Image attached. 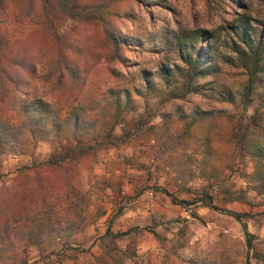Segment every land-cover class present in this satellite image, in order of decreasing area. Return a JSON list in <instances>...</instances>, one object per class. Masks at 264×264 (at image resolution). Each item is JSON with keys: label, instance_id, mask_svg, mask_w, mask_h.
<instances>
[{"label": "rangeland", "instance_id": "obj_1", "mask_svg": "<svg viewBox=\"0 0 264 264\" xmlns=\"http://www.w3.org/2000/svg\"><path fill=\"white\" fill-rule=\"evenodd\" d=\"M28 1L27 14L21 0L0 2L4 53L19 51L35 66L19 88L50 101L66 97L70 104L122 84L139 86L140 95L132 94L134 105L127 120L114 127L115 133L130 129L129 135L115 146L80 158L74 166L72 191L59 169L44 163L55 147L53 142L38 139L29 151L0 152V192L9 188L19 194L32 181L34 203L49 199L56 209L52 217L79 221L66 242L56 236L41 247L31 243L7 247L0 264H22V257L25 264H96L95 256L111 243L120 264H264V188L255 186L250 177L253 155L229 136L233 123L219 121L221 128L209 141L211 156L204 175L193 161V174L183 181L176 177L174 163L184 160L190 148L171 150L176 137L166 136L162 123L163 113L172 116L176 107L188 111L199 106L223 109L244 122L254 107L264 104V71L257 72L249 99L243 98L246 66L233 51L237 40L233 29L242 23L249 37L264 40V0H113L118 7L111 16L116 32L142 39L130 38L123 44L120 60L109 56V40L100 26L65 17L54 26L53 34L40 20L39 0ZM196 28L209 31L204 40L212 43V59L217 64L212 75L200 79L202 92L166 99L144 91L141 71L152 72L160 63L179 64L174 32L184 34ZM61 56L85 75L82 87L70 83L65 87L56 82L54 73L49 75L51 61ZM14 69L13 75H23ZM153 80L160 85L156 77ZM14 87L0 67V93ZM3 107L0 101V112ZM198 147L200 151L202 146ZM32 163L39 166L30 180L29 173L19 169ZM200 187L211 192L215 207L195 200ZM15 194L1 197L0 193V202ZM226 208L247 213L250 245H246L240 220ZM106 226L123 233L111 242L102 236Z\"/></svg>", "mask_w": 264, "mask_h": 264}, {"label": "trees", "instance_id": "obj_2", "mask_svg": "<svg viewBox=\"0 0 264 264\" xmlns=\"http://www.w3.org/2000/svg\"><path fill=\"white\" fill-rule=\"evenodd\" d=\"M21 1V6L27 14L30 1ZM218 1L223 0L216 2ZM39 2L40 20L49 27L50 32L55 34L54 26L65 17L100 26L109 40V56L116 60L122 58L119 49L123 44L128 43L132 36L117 33L112 24L111 16L117 14L118 10L115 1L39 0ZM233 31L237 36L233 51L245 62L246 66V86L242 96L249 99V92L255 83L257 72L264 71V40L261 37H249L247 27L243 23ZM207 34L209 31L205 28H196L184 34L174 32L173 43L180 63L171 66L160 63L152 72L142 70L140 77L144 84L141 88L147 93L157 92L166 99H184L189 94L202 92L204 86L200 79L212 75L217 70V64L213 61L210 50L212 43L207 39L204 40ZM132 40L142 42L140 37L132 38ZM5 48L6 39L0 32V67L15 86L12 90L0 93V101L4 103L3 108H5L0 112V152L3 150L15 153L29 151L38 139L53 142L55 147L44 163L49 168L59 169L66 178L65 183L69 184L70 191H72L74 185L71 179L74 177V166L80 158L100 148L115 146L129 135L130 129L124 128L121 133H115L114 127L127 120L126 114L134 105L132 94L140 95V87L135 85L128 87L123 84L111 86L104 92H97L92 97H87L86 100L82 97L75 104L68 103L66 97L50 101L32 93L29 89L18 87L33 74L35 66L31 59H23L19 51L6 55ZM7 60H9L8 63ZM14 66L20 74H23L22 76L12 74L15 72ZM50 66L49 75L54 73L56 82L65 87L69 86V83L82 87L85 82L86 77L81 74L80 68L63 56L58 57L56 61H51ZM19 77L21 79H18ZM154 77L158 79L160 85L154 82ZM219 121L233 123L234 127H231L229 136L234 139L238 147H243L253 155L254 166L250 177L254 180L255 186L264 188V104L254 107L248 120L244 122L233 119L223 109L200 106L188 111L176 107L172 116L169 112L163 113L162 123L165 135L171 140L176 137L170 149L178 146L186 152L185 149L190 148V152L184 154V160L174 163L176 177L181 181L189 178L193 174L190 165L193 161L198 163L199 174L204 175L206 161L211 156L209 141L212 140V135H217L221 128ZM158 134L159 132L155 133L156 138ZM197 146H202L200 151L197 150ZM196 154L201 157L198 158ZM38 166L37 163L26 164L22 165L19 170L29 173V178L32 180ZM32 184L30 181L19 194L16 189L9 188L0 192L4 195L1 197L16 193L12 199L5 198L0 202V240L4 246L0 247V258L7 247L13 248L30 243L41 247L54 240L56 236L66 242L71 229L78 225L79 221L75 219L63 221L54 215L52 217L51 214L56 209L49 199L45 201L43 198L34 203L36 195L33 193ZM22 192L24 193L21 194ZM72 195L74 197L73 193ZM24 198L25 200L19 205L20 200ZM74 199L72 200L73 205ZM177 200L192 202L187 199ZM195 200H199L207 207L216 206L212 201L211 192L205 187H200ZM224 210L240 220L246 245H250L251 233L246 227L244 217L247 213L229 208ZM122 233L121 231L111 232L109 226H106L102 236L113 242L112 239ZM114 247L113 243L105 246L95 256L96 264H120V256L113 252ZM21 262L25 264L23 257Z\"/></svg>", "mask_w": 264, "mask_h": 264}]
</instances>
